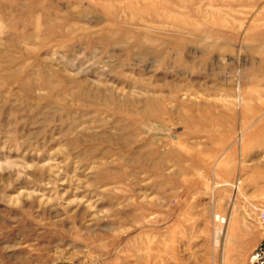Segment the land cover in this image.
I'll list each match as a JSON object with an SVG mask.
<instances>
[{
	"label": "rangeland",
	"instance_id": "374dc122",
	"mask_svg": "<svg viewBox=\"0 0 264 264\" xmlns=\"http://www.w3.org/2000/svg\"><path fill=\"white\" fill-rule=\"evenodd\" d=\"M261 211L264 0H0V264H264Z\"/></svg>",
	"mask_w": 264,
	"mask_h": 264
},
{
	"label": "built area",
	"instance_id": "2783aa9c",
	"mask_svg": "<svg viewBox=\"0 0 264 264\" xmlns=\"http://www.w3.org/2000/svg\"><path fill=\"white\" fill-rule=\"evenodd\" d=\"M260 217H261V219H264V211L260 212Z\"/></svg>",
	"mask_w": 264,
	"mask_h": 264
},
{
	"label": "water",
	"instance_id": "95a60500",
	"mask_svg": "<svg viewBox=\"0 0 264 264\" xmlns=\"http://www.w3.org/2000/svg\"><path fill=\"white\" fill-rule=\"evenodd\" d=\"M261 248H264V243L261 244ZM262 259L264 260V253L262 255Z\"/></svg>",
	"mask_w": 264,
	"mask_h": 264
},
{
	"label": "crops",
	"instance_id": "0c3cea01",
	"mask_svg": "<svg viewBox=\"0 0 264 264\" xmlns=\"http://www.w3.org/2000/svg\"><path fill=\"white\" fill-rule=\"evenodd\" d=\"M245 227H247V226L245 225Z\"/></svg>",
	"mask_w": 264,
	"mask_h": 264
}]
</instances>
